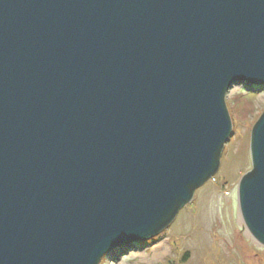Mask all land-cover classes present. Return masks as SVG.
Returning a JSON list of instances; mask_svg holds the SVG:
<instances>
[{
    "label": "water",
    "instance_id": "obj_1",
    "mask_svg": "<svg viewBox=\"0 0 264 264\" xmlns=\"http://www.w3.org/2000/svg\"><path fill=\"white\" fill-rule=\"evenodd\" d=\"M264 85V0H0V264H98L218 170L226 93ZM237 185L264 246V108Z\"/></svg>",
    "mask_w": 264,
    "mask_h": 264
},
{
    "label": "rangeland",
    "instance_id": "obj_2",
    "mask_svg": "<svg viewBox=\"0 0 264 264\" xmlns=\"http://www.w3.org/2000/svg\"><path fill=\"white\" fill-rule=\"evenodd\" d=\"M226 103L232 132L215 174L165 229L98 264H264V246L246 228L237 201L238 181L251 168L250 131L264 108V85H233Z\"/></svg>",
    "mask_w": 264,
    "mask_h": 264
}]
</instances>
